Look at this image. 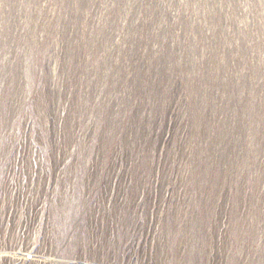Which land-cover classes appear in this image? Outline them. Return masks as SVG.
<instances>
[{"label": "rangeland", "instance_id": "rangeland-1", "mask_svg": "<svg viewBox=\"0 0 264 264\" xmlns=\"http://www.w3.org/2000/svg\"><path fill=\"white\" fill-rule=\"evenodd\" d=\"M0 264H264V0H0Z\"/></svg>", "mask_w": 264, "mask_h": 264}]
</instances>
